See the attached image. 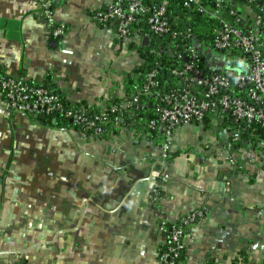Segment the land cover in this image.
<instances>
[{
    "label": "crops",
    "instance_id": "0c3cea01",
    "mask_svg": "<svg viewBox=\"0 0 264 264\" xmlns=\"http://www.w3.org/2000/svg\"><path fill=\"white\" fill-rule=\"evenodd\" d=\"M45 1L0 0L2 74L90 112L127 97L140 83V45L132 34L122 47L114 22L93 18L111 0H51L67 27L60 37L50 34ZM137 127L82 137L70 120L12 110L0 92V264H161V227L196 209L205 216L185 229L179 264L263 263L264 149L225 152L221 124L179 125L153 201L160 148Z\"/></svg>",
    "mask_w": 264,
    "mask_h": 264
},
{
    "label": "built area",
    "instance_id": "2783aa9c",
    "mask_svg": "<svg viewBox=\"0 0 264 264\" xmlns=\"http://www.w3.org/2000/svg\"><path fill=\"white\" fill-rule=\"evenodd\" d=\"M225 2L233 4V0H181L182 14L172 19L169 17L171 0H111L95 11L93 18L102 25L114 22L118 40L130 42L134 35L131 43L136 42L137 46L143 36L150 40L152 36L169 38L174 42L171 54L181 61L169 69L164 80H158L159 69L155 63L127 97L114 100L98 112L69 105L44 84L23 77L0 73V92L12 110L36 118L60 116L71 120L82 137L92 136L98 141L126 119H129L127 123L138 125L160 148L150 173V197L156 201L161 184L168 178L163 169L170 156V138L177 126L203 123L207 118L211 123L221 124L228 136L221 149L225 152L245 132L264 131V15L247 10L248 15L244 17L247 26L243 31L235 25L239 22L235 9L225 7ZM42 14L53 37L65 34L67 27L56 22L51 0L43 3ZM198 15L209 26L207 40L198 39L193 30ZM141 22L149 33L143 34L135 28ZM233 52L237 62L238 59L246 61V68L238 71L239 64H231ZM253 147L264 149V139ZM204 216L203 209H196L175 223L161 227L167 236V245L159 255L161 264L178 263L185 251V229Z\"/></svg>",
    "mask_w": 264,
    "mask_h": 264
},
{
    "label": "trees",
    "instance_id": "16d2710c",
    "mask_svg": "<svg viewBox=\"0 0 264 264\" xmlns=\"http://www.w3.org/2000/svg\"><path fill=\"white\" fill-rule=\"evenodd\" d=\"M233 6V9H235L238 17H239V22L235 23V25L243 30L246 31V26L247 24L244 21V17L246 16L247 10H252L258 14H263L264 15V0H254V1H249V0H233V4L229 2H225V7L230 8ZM182 14V8H181V0H171L170 6H169V17L172 19L176 15H181ZM139 30L143 32V34L149 33L146 25L144 22H141L140 25H138ZM193 30L195 34L197 35L198 39L200 40H207L209 37V26L207 24V21L205 18L201 15H198L197 18L195 19V24H193ZM207 46L210 45L209 42L206 44ZM174 47V42H172L169 38L167 37H151V41L149 45L142 47L140 43V47L138 49L139 56L141 57V65L138 68L140 71V78L138 77V80L143 81L142 76L145 74V72L153 66L155 63L156 66L159 69V74H158V80H164L168 78V71L172 66L178 65L181 63V61H177L173 53ZM154 50L155 52H151ZM230 58V62L233 66H237L239 63L237 62V55L234 54ZM0 73H2L0 71ZM133 81V79H131ZM46 86V85H45ZM135 86V85H134ZM47 87V86H46ZM48 88V87H47ZM90 112V111H89ZM51 117L54 116H38L37 118L42 120V121H50ZM60 117V116H57ZM67 120V119H65ZM129 119H126V121H123V124H127ZM126 122V123H125ZM204 124L209 125L212 124L209 119H204ZM264 139V131L257 129L255 131H249L245 132L241 136V140L238 142L233 143V149H238L243 146H248L247 144L251 143L254 144L259 142V140ZM184 251L181 254V257L179 258V261L182 260L184 257ZM179 261L177 264H179ZM236 264V262H235Z\"/></svg>",
    "mask_w": 264,
    "mask_h": 264
},
{
    "label": "water",
    "instance_id": "95a60500",
    "mask_svg": "<svg viewBox=\"0 0 264 264\" xmlns=\"http://www.w3.org/2000/svg\"><path fill=\"white\" fill-rule=\"evenodd\" d=\"M150 41H151L150 38L147 37V36L141 37V46L144 47V46L149 45ZM51 42H54L55 46H58L59 45V42L58 41H51ZM70 122H72V121L70 120Z\"/></svg>",
    "mask_w": 264,
    "mask_h": 264
},
{
    "label": "clouds",
    "instance_id": "9594fccd",
    "mask_svg": "<svg viewBox=\"0 0 264 264\" xmlns=\"http://www.w3.org/2000/svg\"><path fill=\"white\" fill-rule=\"evenodd\" d=\"M238 63H239V66H240V68L238 69V71L241 70V69L243 70L247 66L246 65V61H244L243 59H238ZM236 79L238 80L239 77H237Z\"/></svg>",
    "mask_w": 264,
    "mask_h": 264
},
{
    "label": "rangeland",
    "instance_id": "374dc122",
    "mask_svg": "<svg viewBox=\"0 0 264 264\" xmlns=\"http://www.w3.org/2000/svg\"><path fill=\"white\" fill-rule=\"evenodd\" d=\"M121 45H122V47H125L124 45H127V42H126V41H123V42L121 43Z\"/></svg>",
    "mask_w": 264,
    "mask_h": 264
},
{
    "label": "flooded vegetation",
    "instance_id": "af4514ba",
    "mask_svg": "<svg viewBox=\"0 0 264 264\" xmlns=\"http://www.w3.org/2000/svg\"><path fill=\"white\" fill-rule=\"evenodd\" d=\"M221 148H224V147H221ZM226 149V148H225Z\"/></svg>",
    "mask_w": 264,
    "mask_h": 264
}]
</instances>
